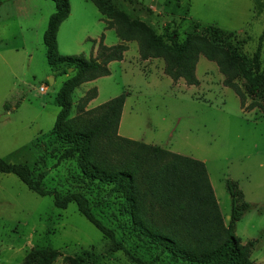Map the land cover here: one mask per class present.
Returning <instances> with one entry per match:
<instances>
[{"label":"rangeland","instance_id":"374dc122","mask_svg":"<svg viewBox=\"0 0 264 264\" xmlns=\"http://www.w3.org/2000/svg\"><path fill=\"white\" fill-rule=\"evenodd\" d=\"M112 2L118 15L134 20L149 35L162 36L165 43L170 31H165L166 25L175 28L181 42L205 33L218 36L222 31L231 33L230 41L241 57H250L264 34V0ZM69 3V16L56 36L59 54L97 58L100 44L126 47L121 60L107 64L109 75L74 88L69 117L124 93L117 134L203 161L225 225L231 210L225 180L236 181L243 201L252 208L237 222L235 233L242 243L257 239L250 258L264 264L262 109L242 108L234 89L223 84L217 64L204 55L198 56L195 65L197 85L183 78L173 80L165 73L163 56L143 59L139 43L120 39L115 28L108 26L111 18L90 0ZM54 12L52 0H0V157L42 174L46 189L62 195L82 192L95 214L135 255L175 264L130 233L121 212L122 199L109 195L108 184L84 177L81 155L61 157L66 144L56 135L61 128L57 102L75 72L65 67L51 70L48 63L44 33ZM261 59L264 69V37ZM236 81L243 89V79ZM40 86L45 90L40 91ZM91 93L95 96L81 103ZM252 101L247 97L246 105ZM108 243L75 203L57 208L52 195L40 196L16 175L0 172V264H22L29 251L46 246L60 253L52 264H68L65 257L75 259L84 251L92 254L95 264H134L121 250L110 252Z\"/></svg>","mask_w":264,"mask_h":264},{"label":"trees","instance_id":"16d2710c","mask_svg":"<svg viewBox=\"0 0 264 264\" xmlns=\"http://www.w3.org/2000/svg\"><path fill=\"white\" fill-rule=\"evenodd\" d=\"M55 12L50 16L44 33L48 63L72 68L75 74L58 99L61 128L56 135L66 144L62 158L81 155L84 177L110 186L109 195L121 198V212L127 217V227L139 241L166 255L172 263L186 264H255L250 256L257 239L242 243L235 227L252 205L244 202L238 183L225 180L231 198L228 225L223 216L203 161L174 153L163 147L117 134L124 93L109 99L91 111L69 117L72 92L83 82L110 74L107 64L122 59L125 45L98 46L97 58L83 54L61 55L56 36L60 24L69 16V0H52ZM98 10L111 18L109 28H115L122 40H136L143 59L163 56L165 73L173 80L180 78L197 85L195 65L200 54L217 64L224 75L223 84L234 89L245 110L259 107L264 112V69L261 48L264 34L250 57H241L230 41L231 33L218 36L204 34L196 40L181 42L174 27L165 26L168 43L162 36L149 35L144 27L123 15H118L112 0H90ZM208 32V30H205ZM217 33V32H216ZM64 70V69H63ZM63 71V72H65ZM243 79L244 88L237 83ZM95 93L87 94V103ZM253 100L246 105V98ZM0 172L16 175L30 190L40 196L52 195L57 208L75 203L78 211L108 239V250H121L134 264H159L135 255L93 211L89 199L82 192L61 194L43 186V175H35L27 165L10 162L0 157ZM60 253L50 246L31 250L22 264H52ZM68 264H95V258L84 251L75 259L65 257Z\"/></svg>","mask_w":264,"mask_h":264},{"label":"built area","instance_id":"2783aa9c","mask_svg":"<svg viewBox=\"0 0 264 264\" xmlns=\"http://www.w3.org/2000/svg\"><path fill=\"white\" fill-rule=\"evenodd\" d=\"M39 90L44 91L45 90L44 86H40Z\"/></svg>","mask_w":264,"mask_h":264}]
</instances>
